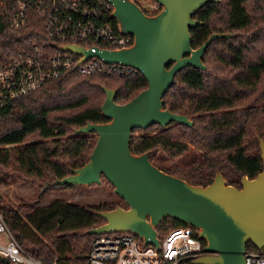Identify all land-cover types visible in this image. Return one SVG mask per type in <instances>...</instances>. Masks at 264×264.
Instances as JSON below:
<instances>
[{
  "label": "trees",
  "instance_id": "trees-1",
  "mask_svg": "<svg viewBox=\"0 0 264 264\" xmlns=\"http://www.w3.org/2000/svg\"><path fill=\"white\" fill-rule=\"evenodd\" d=\"M106 18L117 26L112 16ZM193 19L200 23L190 30L193 50L213 34L230 37L214 39L202 57L205 70H181L163 98L165 110L187 116L192 125L134 130L129 149L136 156L149 153L154 165L159 154L175 160L193 148L194 160L181 168L154 166L196 187L211 185L220 174L227 186L240 189L242 178L253 180L264 170L260 154V142L264 143V0H219L198 10ZM45 40L41 26L14 31L9 18L0 13V54H18ZM146 88V80L136 72L109 77L70 70L0 109V182L29 181L41 189L36 199L16 207L0 202L10 232L31 256L44 261L58 257V264H85L96 237L88 231L106 223L98 213L128 209L117 196L99 205L59 200L46 207L37 205L46 193L75 189L54 182L88 162L97 136L75 131L88 124L108 123L101 114L104 90L116 91L114 102L124 105ZM101 182L113 190L103 177ZM180 227L187 226L164 218L156 227L158 239ZM248 251L260 252L251 243L246 245ZM0 264L8 263L0 258Z\"/></svg>",
  "mask_w": 264,
  "mask_h": 264
},
{
  "label": "water",
  "instance_id": "water-1",
  "mask_svg": "<svg viewBox=\"0 0 264 264\" xmlns=\"http://www.w3.org/2000/svg\"><path fill=\"white\" fill-rule=\"evenodd\" d=\"M107 1L120 32L133 38L132 47L95 54L76 46L57 49L82 55L80 63L97 57L129 67L143 76L147 88L124 105L114 102L116 91L104 90L101 114L108 123L88 124L75 131L97 136L88 162L54 183L90 187L100 185L103 177L124 201L127 210L98 213L106 223L88 231L90 235L131 233L144 245L158 248L156 227L171 218L198 230L205 252L212 254L199 258L197 264H244L248 243L264 252V170L253 180L242 178L240 189L227 186L220 174L211 185L196 187L159 170L150 163L149 153L136 156L129 149L134 130L192 125L187 116L165 110L163 98L178 72L187 67L205 70L202 57L214 39L230 37L213 34L198 49L191 47L190 30L200 25L193 16L219 0H154L161 7L155 16H146L125 0ZM260 154L264 164L263 142Z\"/></svg>",
  "mask_w": 264,
  "mask_h": 264
},
{
  "label": "built area",
  "instance_id": "built-area-1",
  "mask_svg": "<svg viewBox=\"0 0 264 264\" xmlns=\"http://www.w3.org/2000/svg\"><path fill=\"white\" fill-rule=\"evenodd\" d=\"M125 1L136 5L146 16L161 9L154 0L145 5H140V0ZM112 12L107 0H0V13L9 18L12 30L37 24L46 38L18 54H0V109L70 70L109 77L136 72L97 57L80 63L82 55L57 49L76 46L95 54L132 47L133 38L106 20V15L111 16ZM197 233L190 226L176 228L158 239V248L144 245L142 239L131 233L96 236L85 264H197L199 258L212 256L205 252V242ZM0 258L8 264H58V257L44 261L27 253L13 237L1 212ZM244 264H264V252H245Z\"/></svg>",
  "mask_w": 264,
  "mask_h": 264
},
{
  "label": "rangeland",
  "instance_id": "rangeland-1",
  "mask_svg": "<svg viewBox=\"0 0 264 264\" xmlns=\"http://www.w3.org/2000/svg\"><path fill=\"white\" fill-rule=\"evenodd\" d=\"M149 0H140V5H145ZM136 132L135 135H138ZM196 155L193 148L179 159H168L162 154H159L154 160V165L165 170H174L189 164L194 160ZM41 189L33 185L31 182H20L17 180L0 182V202L9 207H16L21 202L34 200L39 195ZM65 201L80 205H99L116 200L113 190L102 184L96 186H76L72 190L54 191L44 194L41 198L38 207H46L54 201ZM29 211L22 212L23 214Z\"/></svg>",
  "mask_w": 264,
  "mask_h": 264
}]
</instances>
